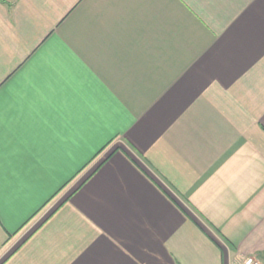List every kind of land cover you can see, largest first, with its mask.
Segmentation results:
<instances>
[{"label":"crops","instance_id":"0c3cea01","mask_svg":"<svg viewBox=\"0 0 264 264\" xmlns=\"http://www.w3.org/2000/svg\"><path fill=\"white\" fill-rule=\"evenodd\" d=\"M246 255L264 261V0H0V264Z\"/></svg>","mask_w":264,"mask_h":264},{"label":"built area","instance_id":"2783aa9c","mask_svg":"<svg viewBox=\"0 0 264 264\" xmlns=\"http://www.w3.org/2000/svg\"><path fill=\"white\" fill-rule=\"evenodd\" d=\"M242 264H264V261L256 255H246L243 257Z\"/></svg>","mask_w":264,"mask_h":264},{"label":"trees","instance_id":"16d2710c","mask_svg":"<svg viewBox=\"0 0 264 264\" xmlns=\"http://www.w3.org/2000/svg\"><path fill=\"white\" fill-rule=\"evenodd\" d=\"M110 144V143H109ZM108 145H106L104 148H107ZM104 148L102 150H104ZM102 152V151H101ZM67 185L65 184L59 191H57V193H55V195L49 200V202L55 197L57 196ZM48 204V203H47Z\"/></svg>","mask_w":264,"mask_h":264},{"label":"rangeland","instance_id":"374dc122","mask_svg":"<svg viewBox=\"0 0 264 264\" xmlns=\"http://www.w3.org/2000/svg\"><path fill=\"white\" fill-rule=\"evenodd\" d=\"M83 176V175H82ZM81 176V177H82ZM60 197H62L61 195L60 196H58L54 201H52L51 203H50V205H48V206H51L55 201H59L60 200Z\"/></svg>","mask_w":264,"mask_h":264}]
</instances>
